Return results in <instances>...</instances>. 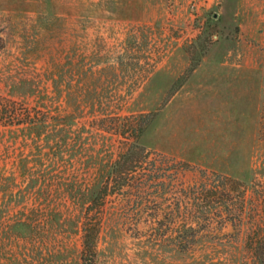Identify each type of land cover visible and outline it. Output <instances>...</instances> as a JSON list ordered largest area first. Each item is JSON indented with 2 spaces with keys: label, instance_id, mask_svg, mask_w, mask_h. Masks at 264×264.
Instances as JSON below:
<instances>
[{
  "label": "rangeland",
  "instance_id": "obj_1",
  "mask_svg": "<svg viewBox=\"0 0 264 264\" xmlns=\"http://www.w3.org/2000/svg\"><path fill=\"white\" fill-rule=\"evenodd\" d=\"M190 1L0 0V264H82L140 116L139 169L94 196V264H255L264 0Z\"/></svg>",
  "mask_w": 264,
  "mask_h": 264
},
{
  "label": "trees",
  "instance_id": "obj_2",
  "mask_svg": "<svg viewBox=\"0 0 264 264\" xmlns=\"http://www.w3.org/2000/svg\"><path fill=\"white\" fill-rule=\"evenodd\" d=\"M148 123V118H146L145 116H140V119L136 121V125L133 129L135 133L134 139L131 140L128 145H126L124 150L118 155V158L111 164L110 168L107 170V177L109 179L111 178V180H115V182H113V184H109V182L103 184L96 190V194L92 192V194L94 195H92V199L85 209V214L87 216L82 221V264H94V260L97 255L96 238L99 230V225L98 223H96V220L92 216L94 214V210L98 208V203L97 199H95L94 196L97 195L101 190L103 191V193H108L111 190H121L124 186H127L129 184L132 172H135L136 169L138 170L141 164V158L143 157L145 147L138 142V138L143 133ZM212 182H214L215 185L203 184L197 194H202L206 190V188L210 193V189H213L217 192L218 190H222L221 192L224 193L229 191L228 182L226 183L220 180H215ZM255 244L256 245L253 250L255 264H264V248L261 247L264 244V234L255 241Z\"/></svg>",
  "mask_w": 264,
  "mask_h": 264
},
{
  "label": "built area",
  "instance_id": "obj_3",
  "mask_svg": "<svg viewBox=\"0 0 264 264\" xmlns=\"http://www.w3.org/2000/svg\"><path fill=\"white\" fill-rule=\"evenodd\" d=\"M198 1L199 0H191L190 1L191 6L195 7L198 4Z\"/></svg>",
  "mask_w": 264,
  "mask_h": 264
},
{
  "label": "crops",
  "instance_id": "obj_4",
  "mask_svg": "<svg viewBox=\"0 0 264 264\" xmlns=\"http://www.w3.org/2000/svg\"><path fill=\"white\" fill-rule=\"evenodd\" d=\"M183 6V5H182ZM182 6H181V8H182ZM183 13V12H182ZM184 15V14H183ZM181 19H178V21H180L182 24H184L183 22L184 21H182L183 20V17H180Z\"/></svg>",
  "mask_w": 264,
  "mask_h": 264
}]
</instances>
